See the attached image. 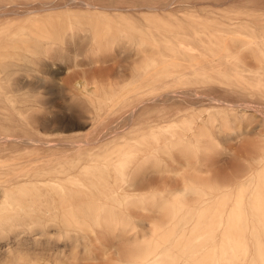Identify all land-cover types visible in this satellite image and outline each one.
<instances>
[{
  "label": "rangeland",
  "instance_id": "374dc122",
  "mask_svg": "<svg viewBox=\"0 0 264 264\" xmlns=\"http://www.w3.org/2000/svg\"><path fill=\"white\" fill-rule=\"evenodd\" d=\"M0 264H264V0H0Z\"/></svg>",
  "mask_w": 264,
  "mask_h": 264
},
{
  "label": "bare ground",
  "instance_id": "6f19581e",
  "mask_svg": "<svg viewBox=\"0 0 264 264\" xmlns=\"http://www.w3.org/2000/svg\"><path fill=\"white\" fill-rule=\"evenodd\" d=\"M254 42V41H253ZM170 93V92H169ZM210 99V98H209ZM151 100V99H150ZM211 101H212V99H211ZM132 112V111H131Z\"/></svg>",
  "mask_w": 264,
  "mask_h": 264
}]
</instances>
